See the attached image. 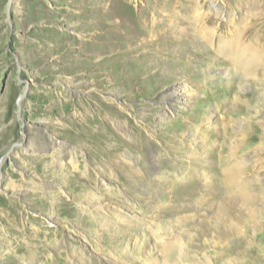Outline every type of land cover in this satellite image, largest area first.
<instances>
[{"label":"rangeland","instance_id":"rangeland-1","mask_svg":"<svg viewBox=\"0 0 264 264\" xmlns=\"http://www.w3.org/2000/svg\"><path fill=\"white\" fill-rule=\"evenodd\" d=\"M120 3L150 6L143 29ZM197 4L214 39L251 20L247 0H0V264H264V75ZM233 166L249 204L212 213Z\"/></svg>","mask_w":264,"mask_h":264},{"label":"bare ground","instance_id":"bare-ground-1","mask_svg":"<svg viewBox=\"0 0 264 264\" xmlns=\"http://www.w3.org/2000/svg\"><path fill=\"white\" fill-rule=\"evenodd\" d=\"M164 2H165V0H164ZM120 4L121 5H118L117 7L121 11L126 10L128 12V15H126L125 18L123 17V19H121V20L118 17V15L113 16V18L117 17L119 19V20L116 19V22L125 23V25H126V30H125L126 32L125 33H127L130 36L131 35L130 32H132V31L134 32L135 28L140 27V29H143V23L145 21V20H143V18H145L148 11H150L149 10L150 6H146L141 11L142 18L137 19L136 17L138 15L137 16L135 15L136 17L132 16L134 13L132 14L128 5H124L122 3H120ZM247 4H248V7L252 9V12H250L251 13L250 14L251 20H247L245 22L241 21V23L242 24L244 23V24L241 27L236 25L234 27V30H232V33L230 35H227L226 37L218 36V38L216 37L215 39H214V37H212V34L214 33V31L211 30V28L208 26V25H210V24H208V20H210V15L208 16V13L204 14L203 12H201L204 9H202L201 5H199V4L195 5V7H192V9H194V11L196 12V15H197V17H199V20H200V18L203 19V22H205V24L207 25V26H205L204 24H203V26L201 25L198 30L201 31V29H202L203 33L205 32V30H208V39H207L208 42H214L215 43V49L219 53L224 55L228 60L231 61L232 65L236 69V71H240L241 73L247 74V75H254V76L264 75V35L262 33L264 31V10H263L264 9V0H247ZM161 5H163V3ZM168 5H169V2H168ZM262 7H263V9H262ZM211 8L214 9L215 15H216V13L220 12L222 9L218 3L213 5ZM161 9H164V8H162V6H161ZM200 9H201V11H199ZM109 12H110V15H112V12L110 10H109ZM198 15H200V16H198ZM151 18H152V16H151ZM149 20H150V18H149ZM196 20H194L193 18H190L188 21L189 23L188 22H186V23H188L189 26L191 28H193L194 25L199 24V23L194 24L196 22ZM144 24H146V23H144ZM260 32H261V34H260ZM216 35H218V34H216ZM180 91H182V86L181 85H177V86L174 85L170 90L164 92V97L168 98V99H177V98H179L178 93ZM253 98H255V95L253 96ZM186 99H188V98H186ZM175 106H176V104L173 105V107H175ZM160 116H162V114ZM118 124L122 128V130L126 133V129H125L124 125L122 123H119V122H118ZM129 137H131L130 134H129ZM49 138L51 139V141H54L53 137L49 136ZM116 140L118 141V144H117L118 149H121L120 147H124V146L129 147V145L131 144L130 142L122 141L120 138H118ZM138 141H139L138 144H140L141 148H142L141 151H142V155L144 157V160H146L148 156L146 154L147 148L145 146L144 139H140ZM25 144H26V147L23 149V151L30 150L29 148L33 145L32 139H27ZM177 149L180 151H182V149L184 150L183 147H178ZM74 157H75V155H74ZM168 160L169 159L159 158L157 167L161 168L162 166H165V163H167ZM184 164H185L184 160L178 162L177 164H170L171 170L173 171V173L170 176L161 178L160 182L169 183V182L178 181V179H180L178 177L180 176V173H181L180 168L182 166H184ZM240 170H241L240 167L233 166V167L225 170L224 172H222V175L219 177H216V180L212 181V184L210 186H208L207 190L209 193L214 194L213 192H215V190H217L218 188L222 193V195L220 196L221 200L215 201L214 206H211V212L212 213H215V214L220 213L221 210H224L225 212H231L232 207H234L236 205L238 207L239 203L247 204L250 201V198L246 195V192L243 191V186L239 182L238 177L240 174ZM199 174L205 175L204 173H200V172H199ZM96 179H98L100 182H103L105 177L99 175ZM201 204H203L202 200H201L199 205H201ZM243 204L242 205L240 204L241 207L243 206ZM227 232H230V230ZM162 245H163V248L167 246V244H162Z\"/></svg>","mask_w":264,"mask_h":264}]
</instances>
